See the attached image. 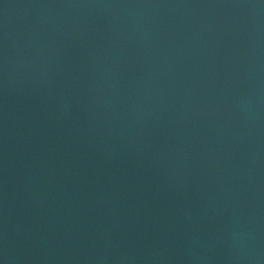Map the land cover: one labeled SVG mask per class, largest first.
I'll return each mask as SVG.
<instances>
[{
	"label": "water",
	"instance_id": "1",
	"mask_svg": "<svg viewBox=\"0 0 264 264\" xmlns=\"http://www.w3.org/2000/svg\"><path fill=\"white\" fill-rule=\"evenodd\" d=\"M0 264H264V0H0Z\"/></svg>",
	"mask_w": 264,
	"mask_h": 264
}]
</instances>
